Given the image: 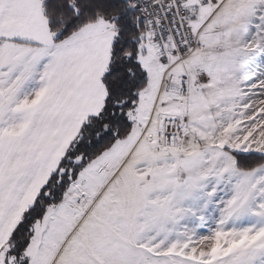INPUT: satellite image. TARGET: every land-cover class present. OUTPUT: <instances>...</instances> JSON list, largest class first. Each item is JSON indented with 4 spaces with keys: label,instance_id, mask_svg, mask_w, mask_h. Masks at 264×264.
Masks as SVG:
<instances>
[{
    "label": "snow or ice",
    "instance_id": "snow-or-ice-1",
    "mask_svg": "<svg viewBox=\"0 0 264 264\" xmlns=\"http://www.w3.org/2000/svg\"><path fill=\"white\" fill-rule=\"evenodd\" d=\"M0 264H264V0H0Z\"/></svg>",
    "mask_w": 264,
    "mask_h": 264
}]
</instances>
